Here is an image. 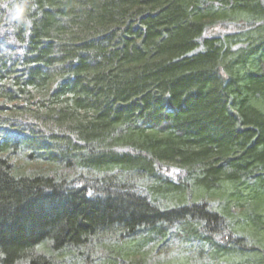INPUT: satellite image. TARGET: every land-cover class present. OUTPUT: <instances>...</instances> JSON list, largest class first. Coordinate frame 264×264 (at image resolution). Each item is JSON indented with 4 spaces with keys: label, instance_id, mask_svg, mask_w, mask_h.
I'll list each match as a JSON object with an SVG mask.
<instances>
[{
    "label": "trees",
    "instance_id": "trees-1",
    "mask_svg": "<svg viewBox=\"0 0 264 264\" xmlns=\"http://www.w3.org/2000/svg\"><path fill=\"white\" fill-rule=\"evenodd\" d=\"M5 2L0 264H264V0Z\"/></svg>",
    "mask_w": 264,
    "mask_h": 264
},
{
    "label": "clouds",
    "instance_id": "clouds-1",
    "mask_svg": "<svg viewBox=\"0 0 264 264\" xmlns=\"http://www.w3.org/2000/svg\"><path fill=\"white\" fill-rule=\"evenodd\" d=\"M0 7H3L6 10V12L8 13L7 19L9 20L19 21L23 15L24 9L22 5L18 3H13L11 7H9V4L5 2V0H0ZM18 9H23V10L19 11V13L17 14Z\"/></svg>",
    "mask_w": 264,
    "mask_h": 264
},
{
    "label": "rangeland",
    "instance_id": "rangeland-1",
    "mask_svg": "<svg viewBox=\"0 0 264 264\" xmlns=\"http://www.w3.org/2000/svg\"><path fill=\"white\" fill-rule=\"evenodd\" d=\"M225 31H227L226 28L222 27V26H215L213 28H210L208 29L204 36H214V35H217V34H222L224 33ZM164 171H166L168 174H172L173 173V170L172 169H165ZM162 253V252H161ZM158 254V253H157ZM169 253L168 251L166 252H163L162 253V259L164 260V257L167 256ZM168 257V256H167Z\"/></svg>",
    "mask_w": 264,
    "mask_h": 264
}]
</instances>
